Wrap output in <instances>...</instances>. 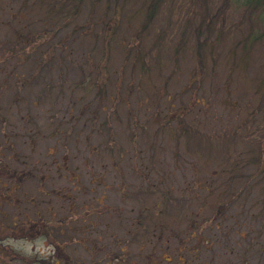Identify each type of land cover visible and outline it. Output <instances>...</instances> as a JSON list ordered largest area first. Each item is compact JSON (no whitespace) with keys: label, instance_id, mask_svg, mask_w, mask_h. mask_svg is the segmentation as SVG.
<instances>
[{"label":"rangeland","instance_id":"obj_1","mask_svg":"<svg viewBox=\"0 0 264 264\" xmlns=\"http://www.w3.org/2000/svg\"><path fill=\"white\" fill-rule=\"evenodd\" d=\"M139 2L130 0V12L136 9ZM178 3L180 0H173L172 4L162 7L151 32L160 34L166 30L167 19L178 17ZM177 11L180 21H183L185 11L182 12L179 7ZM109 13L111 18L112 12ZM239 15L238 11H233L229 24ZM135 21V18L131 19L125 27L120 19L117 31L120 36H128L124 40L130 38L132 33L128 31ZM171 26L174 27V24ZM177 28L174 30L177 31ZM211 37L215 42V36ZM237 37L238 33H228L216 46L213 45L215 69L204 78L202 84L205 86L200 89L197 85L185 88L195 69V55L189 51L190 42H186L188 47L183 53L185 60L179 74L169 81L171 64H165L161 70L164 78L168 79L167 87L159 74L157 83L142 85L139 91H129V74L133 67L130 62H123L120 45L113 48L116 43L110 44V56L104 59V55L99 59L102 42L99 39L97 42L85 41L84 50L93 58V71H96L95 66L98 70L102 67L98 60H106L107 69L115 71L121 67L126 79L118 81L112 74L108 87L109 94L116 93L126 102L114 106L119 114L118 123L103 126L105 107L99 112L97 123H100V128L97 130L88 131L83 119L87 108L100 109L96 101L99 98L94 92L88 95L89 102L82 106L81 100H74L76 96H82L81 93H70L65 87L59 90L57 82L52 79L53 89H47L45 97L39 101L35 99V103L27 102L26 105L25 95L28 93L16 91L9 83L0 96L8 107L3 114L8 121L5 122L2 116L4 121L0 124V264H105L107 256L104 253H108L107 250L119 253L121 248L126 255L118 264H188L187 261H193L187 258L189 254L182 255L183 242L185 247H192L198 240L203 242L199 255L204 264H229L228 260L220 259L223 254L231 257L230 264H242L246 259L244 256L247 257V264H264V190L254 186L260 177L250 180L246 169L233 172L230 178L223 175L222 178L214 177L216 169L224 174L225 168L228 170L233 162H237L238 166L245 162V156L239 158L241 147L237 149L233 145L234 151L227 152L231 158L236 155L237 160L224 158L208 165L203 157L210 154L211 160H215L220 156L219 152L200 153L199 159L195 160L199 167L196 175L189 165L192 156L184 154L185 144L170 145L160 159L151 156L156 161V168L153 174L144 176L138 171L140 169L133 168L138 162L133 154L143 156V153L130 149L132 144L126 134L128 122L124 111L127 104L135 108V104L146 96L161 103L163 93L169 91L174 94L183 86L184 101L195 95L200 96L204 103L203 106L194 105L192 110V106L189 107L190 112L187 110L186 113L190 116H186V120H207L210 122L207 126L209 131L216 129L229 134L233 126L241 124L238 121L247 118V128L253 132L250 143L260 148L259 158L264 164V101L255 100L253 96L255 82L264 76L261 69L264 68V40L255 47L247 70L231 80L229 64H225L224 60L229 58L228 50ZM124 43L125 46L129 44ZM152 43L145 42L147 47ZM62 65L65 69L57 75L66 79L67 83L81 75L69 61ZM51 98L55 103L51 102ZM74 106L84 113H79L77 119L71 116L68 109ZM249 106L254 110L252 117L244 114ZM155 112L152 109L150 114L153 116ZM107 129L110 134L114 132L113 140ZM150 130L153 131L154 127ZM111 141L115 143L114 148ZM142 144L141 141L134 145ZM116 147H121L123 154L118 155ZM190 148L194 149L195 145H190ZM174 151L178 152L174 156L179 159L178 164L172 156ZM146 152L151 155L150 150ZM140 161L148 162L147 159ZM10 170L16 172L13 183H10L13 177L8 175ZM204 170L215 172L209 176ZM250 170V173L255 172L256 166L252 165ZM235 174L237 181L232 179ZM249 184L253 186L249 187ZM150 185L155 190L152 188L151 191ZM225 186L228 193L234 188L232 195L238 198L233 199L227 193L221 197L218 190ZM243 186H247L244 191ZM220 199L228 203L214 216L213 208ZM161 215L165 218L157 219ZM213 222L218 226L206 230ZM197 227L203 229L201 239L189 238V232L194 233Z\"/></svg>","mask_w":264,"mask_h":264},{"label":"trees","instance_id":"obj_2","mask_svg":"<svg viewBox=\"0 0 264 264\" xmlns=\"http://www.w3.org/2000/svg\"><path fill=\"white\" fill-rule=\"evenodd\" d=\"M172 1L140 0L136 9L130 12L132 9L129 6L130 0H0V96L3 89L11 83L10 86L16 91L21 92L23 90L28 93L25 95L26 105L27 102L32 104L35 103V99L39 101L45 97L44 93L47 89H53L51 83L54 79L57 82V89L61 90L65 87L70 93H81L82 96H76L74 100H81L82 106L89 102L88 95L92 92L97 96V99L99 98L96 101L100 109L96 107L87 108L84 111L86 114L78 111L76 106L72 109L68 108L74 119L79 118L77 117L79 113L80 115L84 114L83 119L85 118L88 131L100 128V123H97L99 112L100 110L104 111L105 107L107 109L103 115V126L109 127L113 123H118L119 114L114 106L120 103L124 105L126 102H123V99L116 93L109 94L108 87H110L112 74H115L118 81L126 79L123 78L124 73L121 67L115 71L107 69L106 60H98L99 63H102V67L98 70V67L95 66L96 71H93V58L88 56L89 52L86 49L84 50V44L85 41L97 42L98 39L102 42L99 59H102L104 55H106L104 59L110 56V50H112L110 44L116 43L112 46L113 48L117 45L121 46L119 48L123 54V62H130L133 67L129 74V91H139L142 85L157 83L160 80V75L167 87L168 79L170 81L171 77L177 76L181 70L183 60H185L183 53H186L188 47L186 42H190L189 51L195 55V69L187 80L185 88L188 85H197L200 89L205 86L202 84L204 78L210 76L215 69V46L217 42L221 41V37L228 33H238V37L230 45L229 58L224 61L225 64H229L228 71L231 80L241 76L250 64V58L253 57L255 47L264 40V0H180L176 8L178 17L168 18L167 28L160 34L151 32L153 22L162 7L166 4H172ZM178 7L182 9V12L185 11L186 18L183 21H180ZM39 9H43V11L40 12ZM233 11H238L240 15L238 19L235 18L232 24H229V17ZM109 12H112L111 18ZM129 12V16H126ZM134 18L136 21L128 31L132 34L126 41L124 38L126 39L128 36H120L117 31L119 21L122 19V24L126 27L127 22L129 23ZM243 22L244 24L241 26ZM171 24H174V27ZM176 26L180 30L177 28L175 31ZM95 30H97L96 33ZM101 32L103 35L100 36ZM212 35L215 36L213 38L215 42L211 40ZM124 42L129 44L125 46ZM145 42L153 43L147 47ZM213 45L215 46L213 47ZM65 61H69L81 72V75L77 76L76 80L71 83H67L66 79L57 75L59 71H64L65 68L62 67V64ZM165 64H171L172 68V73L168 79L164 78L161 72ZM261 69L264 70V68ZM36 88H38L37 92L35 91ZM185 88L180 87L174 94L166 91L163 93L164 97L161 103H157L158 100L146 96L135 104V108L127 104L124 117L128 122L126 134L129 136L130 144H132L130 149L143 153V156L133 154L138 160L137 167L133 168L140 169L138 171H141L140 174L144 176L153 174L154 168H156L154 157L160 159L164 152L168 151L170 145L185 144L184 154L192 156L189 165L198 175L199 167L195 160L199 159V155L205 152L211 154L219 152L220 156H217L218 158L215 160H211V155L206 153L207 155L203 157L206 164H212L213 161H220L224 158L237 160L236 155L232 158L227 155V152L234 151L232 146L235 145L237 149L238 146L241 147L239 149H241L242 155H239V158L245 156V162L239 166L237 162H233L228 170L225 168L224 174L219 173L217 169L216 172L212 171L211 173L215 172L214 177L228 176L230 178L233 172H243L246 169L250 180L255 176L260 177L254 186L259 190H264V164L259 158L260 148L250 143L253 132L247 128V118L244 117L245 121H238L241 124L233 126L231 128L232 133L229 134L221 133L216 129L209 131L207 126L210 122L207 120H186V116L188 118L190 116L186 113L187 110L190 112L189 107L192 106V110L194 105L203 106L204 103L200 96L195 95L189 96V100L184 101ZM253 89L254 99L264 101V76L255 82ZM48 94H50L49 91ZM156 94L158 93L156 92ZM50 100L55 103L53 98ZM70 102L73 103L71 100ZM105 103L107 106H104ZM250 108V106L245 108L246 117H252L254 113V110ZM7 109V103H3L0 99V124L4 121L2 116L7 112ZM152 109L156 111L153 116L150 114ZM170 115L173 116L170 117ZM4 119L5 122L8 121L7 118L4 117ZM150 127L152 129L154 127V130L151 131ZM109 132L110 130L107 129V134L111 135L113 140L115 134ZM10 134L12 133L10 132ZM141 141L143 146L137 145L135 147V142L141 143ZM236 142L237 144H233ZM192 144L195 145L194 149L190 148ZM111 146L115 147L113 141H111ZM112 147L110 149L114 148ZM115 149L118 155L123 154L121 147ZM148 150H150L151 155L146 152ZM177 153L174 151L172 156H176ZM143 159L148 160L147 164L140 161ZM178 161L179 159L174 157L175 164ZM218 164L220 163L218 162ZM252 165L256 166V170L250 173ZM12 171H8V175L13 177L10 183H13V175L16 173ZM205 172L211 176L208 170H204ZM232 179L237 181L238 176L235 174ZM251 186L253 185L249 184V187ZM246 187L243 186L242 190L244 191ZM149 188L151 191L155 190L151 185ZM204 189L209 191L206 187ZM218 191H220L221 197L227 193L233 199L238 198L237 195H232L234 188L229 193L227 186ZM162 196L167 202L166 196L163 194ZM224 200L220 199L216 203L217 206H214L212 211L214 216L222 207L225 208L227 205L228 201ZM157 217H159L157 219L165 218L162 215ZM32 222L34 223V221ZM213 223L205 229L210 230L212 226H218L215 222ZM194 231V233L190 231L188 237L201 239L202 234L198 235L203 233L202 227H197V230L194 229ZM195 245L201 247L203 242L198 240Z\"/></svg>","mask_w":264,"mask_h":264},{"label":"flooded vegetation","instance_id":"obj_3","mask_svg":"<svg viewBox=\"0 0 264 264\" xmlns=\"http://www.w3.org/2000/svg\"><path fill=\"white\" fill-rule=\"evenodd\" d=\"M201 234L203 233H199L198 236H200ZM198 239V238H196ZM146 240H143L142 242H144ZM198 242V241H197ZM196 242V243H197ZM185 242H183V247H181V253L182 255H184L185 253L189 254V257H187L189 260L191 259V261H193L192 263H190V261H187L188 264H204L203 261V258L200 257V250L201 248L203 249V247H200V246H197V245H194L192 247H185ZM55 249L58 248V246H54ZM105 248V247H104ZM177 251V250H176ZM108 253H104L105 254V257H106V261L105 264H110L109 262H111V264H118V263H121L122 259L123 258V255L125 256L126 254H123L124 253V250L123 248L120 249V252L119 253H111V251H108ZM244 253V252H243ZM246 259H244V261H242V264H247V257L244 256ZM221 260H228L229 264L231 263V257L228 258L227 254H223L221 257H220ZM213 260V257L211 258V261ZM166 261V260H165ZM212 263H214L212 261Z\"/></svg>","mask_w":264,"mask_h":264}]
</instances>
